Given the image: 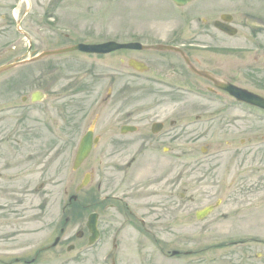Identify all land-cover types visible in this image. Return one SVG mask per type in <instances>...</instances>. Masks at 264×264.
Instances as JSON below:
<instances>
[{"label": "rangeland", "instance_id": "rangeland-1", "mask_svg": "<svg viewBox=\"0 0 264 264\" xmlns=\"http://www.w3.org/2000/svg\"><path fill=\"white\" fill-rule=\"evenodd\" d=\"M35 1L39 6L34 5L24 15L29 0H0V65L32 56L28 38L17 30V19L26 28L33 17L51 11L50 23L78 26L77 34L72 32L73 36L62 38L63 42L54 37L48 47L54 48L76 39H94V31L97 39L105 40L125 26L164 28L167 24L158 18L172 11L168 0H53L50 7V0ZM33 32L37 31L27 33ZM62 58L83 59L78 53H66L16 64L0 74V105H16L0 115V264L15 263L17 257L31 258L39 248H50L63 227L64 241L55 247V252L61 254L55 255L53 248L44 253L43 257L55 261L49 264H61L63 259L74 257L92 263L97 252L100 264H111L108 252L114 239L120 244L118 251L122 248L119 264H130L141 249L155 259L156 247L161 243L150 232L145 240L126 221V203L114 196L134 204H152L160 197L162 183L172 177H178L180 191L186 193L182 202L190 208L185 219L175 224L180 233L173 239L165 238V246L181 250L226 249L228 264H264V244L257 242L264 239V109L231 96L222 100L221 95L208 93L205 97L186 95L180 99L172 93L173 79L139 74L133 78L132 95L113 101L105 109L120 120L129 116L128 120L139 129L125 134L118 143L107 145L101 141L75 170V152L87 129L82 122L86 120L83 112L93 108L99 96L70 95L69 100L55 104L65 108L68 105L70 119L78 120L70 126L68 137L62 131L56 135L50 132L49 128L59 120L52 98L35 105L29 98L32 91L47 88L50 78L74 71L76 75L82 69V64L72 65L70 70L64 67L63 72L51 74L50 65ZM63 81L52 84L61 87ZM24 95L28 99L22 107ZM197 116L199 122H195ZM106 119L101 118L98 129ZM155 122L164 123V129L156 134L151 130ZM188 122L192 123L186 126ZM89 127L94 128L95 122ZM117 135H122L119 130ZM132 157L136 160L128 168L126 163ZM87 173H91V184L76 192ZM100 181L102 188L98 190ZM218 199L223 203L213 213L204 220L196 218L198 209ZM92 211L99 213L101 239L90 247L95 250L83 254L78 250L89 247L86 223ZM223 211L227 212L226 218ZM140 214L144 215V209ZM216 219V227L209 228V222ZM81 230L85 235L78 237L76 233ZM237 235L247 242L240 247L245 253L242 260L228 243ZM71 244L77 250L69 251ZM221 253L217 249L204 252L202 258Z\"/></svg>", "mask_w": 264, "mask_h": 264}, {"label": "flooded vegetation", "instance_id": "flooded-vegetation-1", "mask_svg": "<svg viewBox=\"0 0 264 264\" xmlns=\"http://www.w3.org/2000/svg\"><path fill=\"white\" fill-rule=\"evenodd\" d=\"M167 3L171 6L172 11L160 15L158 18V21L167 24L164 28L161 26L157 29L148 26L143 28L125 26L115 31L117 32L115 36L109 39H97L94 31V39L82 38L71 42V44L79 42L100 43L115 40L118 42H137L141 44V48H119L108 53H81L84 54L81 61H73V58L71 60L62 58L59 63L50 65L51 74H56V71L63 72L64 67L66 70H70V66L82 64V69L76 75L75 71L68 75L63 73L64 77L50 78L47 88L38 89L41 92V101L52 98L53 107L56 109L55 112L59 118L56 120L58 121L57 124L49 128L51 133L56 135L62 131V134L64 133L68 137L70 126H75L74 124L78 122L72 117L70 119L68 105L66 108L62 104H59L58 107L55 105L59 100H69L70 95H97L99 98L95 101V106L83 112V115L86 114V120L82 122L87 126L83 134L93 129L94 136L100 138L99 143L105 139L112 144L124 140L127 133L123 131V127L134 124L128 120L129 116L120 120L115 114L110 115V111H105V109L111 107L113 101L120 102L122 97L132 95L135 89L133 88L135 82L133 78L139 77V74L152 73L154 79L166 77L173 79L172 93L180 99L186 95L205 97V93H208L209 95H221V99L226 100L230 96L229 93L216 86L213 78L221 82L236 84L264 96V0H189L182 4L168 0ZM52 4L53 0H50L48 7ZM35 5L39 6V3L35 1ZM49 14H51L50 11ZM49 14L46 11V15L33 17L32 23L27 24L26 28H21L27 32L33 29L38 32V34L37 32L29 33V51L32 56L50 47L54 37L57 41L62 40L63 42L62 38L73 36L72 32L77 34V25L66 26L50 23L48 20H52V17ZM1 16L2 18L5 17L4 14ZM67 30L69 32L66 33ZM18 31L20 32L19 29ZM98 32L97 35H99ZM166 46H172L174 49H167ZM81 72L83 73L81 74ZM84 78L86 80H82ZM60 79L64 80L63 85L54 87L52 83H58ZM51 90L52 93L56 92L57 94L52 95L49 93ZM22 99L21 106L23 107L28 97L24 95ZM30 103L36 104V102ZM15 106L6 108L4 105H0V115L6 109H15ZM103 117L107 119L100 127L101 129H98V123ZM88 119H90L91 125L95 122L94 128L89 127ZM196 119L195 122L200 121L199 116ZM174 123L172 121V127H174ZM190 123L192 122L186 123V126ZM161 128L160 131L164 129V123ZM138 129L139 126H137L136 131ZM118 130L122 135H117ZM66 141L68 142V139ZM133 159L135 160V157ZM132 164L129 166L131 167ZM129 166L128 168H130ZM92 173H94L93 169ZM168 179L170 180L168 183H162L160 186V197L152 204H134L130 203L131 200H121L119 198L122 197L114 196L115 200L126 203V221L140 235L144 236L145 240H148V233L150 232L161 243L156 247L158 254L155 259L149 258L147 252L143 254V249H141L137 252L138 257L133 255L134 259L130 264H228L229 258L225 253L226 249L216 248L222 253L214 258L203 259L204 252L216 249L180 250L164 245L165 238L173 239L175 238L174 234L178 231L180 233V230H176L175 224L185 219L184 214L189 212L190 208L189 205L182 202L186 193H181V187L177 183L178 177ZM97 188L98 190L102 188L101 181L98 182ZM111 205L115 206L114 204ZM143 209L144 215L140 214ZM226 216L227 214L223 212V218ZM217 223V219L216 221L212 220L209 222V228L216 227L215 224ZM153 229L157 232L152 231ZM84 235V231H82L80 237ZM63 241L64 238L61 237L59 243L52 247L53 249L39 248L31 258L17 257L14 262L16 264H49L48 262L53 259L43 257L45 251L52 249L55 255H60L61 253L55 252V247L60 246ZM87 241L89 247L83 246L78 250L79 252L84 254L89 250H95L90 248L97 244L90 243V233L87 235ZM257 242L264 244V239H259ZM231 243L235 245L236 250L234 251L242 260L245 253L240 247L247 242L243 238H238ZM112 244L113 247L108 252V255H111V264H119V254L122 252V248L118 251L120 244L115 239L112 240ZM70 250L75 251L77 249L74 245ZM247 255L250 256V254ZM63 260L61 264H70L69 262L72 264H100L98 252L95 254L92 263H85L84 258L76 259V257Z\"/></svg>", "mask_w": 264, "mask_h": 264}, {"label": "water", "instance_id": "water-1", "mask_svg": "<svg viewBox=\"0 0 264 264\" xmlns=\"http://www.w3.org/2000/svg\"><path fill=\"white\" fill-rule=\"evenodd\" d=\"M176 1L180 2L181 0H176ZM136 45L137 44H135V43L118 44L116 42H107V43H103V44H82V43H80V44H76L73 46H68V47H64V48H60V49H56V50H48V51H45L44 53H42V55H40V56L57 54V53H62V52H67V51L77 50V49L88 51V52L104 53V52H109V51L114 50V49L119 48V47H136ZM20 63H22V62H15V63L1 65L0 66V72L8 69L10 67H13L16 64H20ZM216 84L222 88L227 89L238 100L264 108V98L263 97H261L257 94H254L252 92H249L248 90H245V89H242V88L237 87L235 85H232L230 83L217 82ZM39 98L40 97L36 93L33 94L34 100H37ZM159 127H160V125L157 126L156 128H159ZM127 130H130V128ZM92 145H93V134H92V132H88L83 136V138L80 142L78 152H77V155H76L75 161H74V168H77L83 162V160L87 157ZM88 181H89V175H86L84 177L82 183L77 186L76 191L78 192L84 185H86L88 183ZM73 198H76V195ZM212 208H213V206H208L202 210H199L197 212V217L202 218V217L206 216L212 210ZM96 217H97V214L92 213V214H90V217L88 220V227L90 228V231L92 232V236H91L92 241L95 240L98 236V230L96 228V222H97Z\"/></svg>", "mask_w": 264, "mask_h": 264}, {"label": "bare ground", "instance_id": "bare-ground-1", "mask_svg": "<svg viewBox=\"0 0 264 264\" xmlns=\"http://www.w3.org/2000/svg\"><path fill=\"white\" fill-rule=\"evenodd\" d=\"M27 5H30V4H27ZM32 5H33V7H34V5H35V0H34V2H32ZM74 53L77 54L78 52L75 51ZM81 53H86V52H85L84 50H82L80 53H78V54H80V56H84V54H81ZM104 142H105V144H107V145H108V144H109V145L112 144L111 142H108L107 139H105ZM94 147H95V146H92V147H91V149H90V151H89V153H88V158L93 154V152H94V149H93V148H94ZM96 147H97V146H96ZM108 149H109V147H108ZM92 150H93V151H92ZM145 157H146V156H145ZM129 159H130V158H129ZM132 160H133V157H132V158H131L126 164L129 166V164L132 163ZM99 202H101V200H100Z\"/></svg>", "mask_w": 264, "mask_h": 264}]
</instances>
